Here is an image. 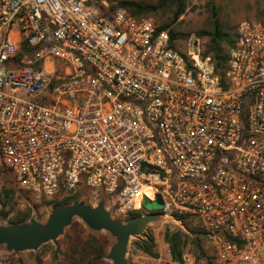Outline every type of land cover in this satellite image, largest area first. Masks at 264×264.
Segmentation results:
<instances>
[{"label":"built area","instance_id":"obj_1","mask_svg":"<svg viewBox=\"0 0 264 264\" xmlns=\"http://www.w3.org/2000/svg\"><path fill=\"white\" fill-rule=\"evenodd\" d=\"M97 2L0 0V169L122 223L161 195L213 264H264V25H239L222 81L199 39Z\"/></svg>","mask_w":264,"mask_h":264},{"label":"rangeland","instance_id":"obj_2","mask_svg":"<svg viewBox=\"0 0 264 264\" xmlns=\"http://www.w3.org/2000/svg\"><path fill=\"white\" fill-rule=\"evenodd\" d=\"M97 8L99 13L112 14L118 8L117 2L111 3L110 0H97ZM154 1V0H149ZM257 2L261 0H190V7L187 13L180 21L183 20V26L185 28L199 26L207 17L211 15L209 8H212V4L220 9L222 18H228L235 21H247V5L256 6ZM154 18V17H153ZM155 19V18H154ZM156 20V19H155ZM168 21V18L163 19ZM226 20V19H225ZM256 22V21H254ZM199 39L202 42L203 49L206 50V46L209 42L207 38H198L196 34H192L190 39ZM12 184L7 182L3 177H0V193L4 188H10ZM84 196V195H83ZM81 197L80 202L83 201L87 205L97 207L98 201L90 196ZM103 202H106L103 200ZM42 200L26 196V199H19L18 195L13 200L8 209L11 210L9 219H13L20 213H24L29 209L32 210V218L46 223L49 215L52 211L51 206H40ZM107 203V202H106ZM144 208L154 213V211H160L165 206V201L161 195L156 197L155 201L144 200ZM113 215V214H112ZM31 218V219H32ZM115 220L116 215H113ZM10 220H0L3 225H9ZM188 227H196L193 223L183 224L179 226L171 222H156L148 227L146 235H153L157 242V251L160 254L159 259L152 258L140 250H138L134 242L138 239H132L128 249V260L130 264H211L213 263V245L212 241L206 237H202L201 246L206 254V259L201 258V254L197 247L194 245V236L186 238V246L184 249V262L177 263L173 260L169 245L164 241V235L166 230L170 231H185ZM146 237V236H145ZM140 239V238H139ZM117 240L110 233L106 231L96 232L87 227L80 219L76 218L71 227L65 230L56 243L46 244V247L41 248L37 252H22L19 254L9 253L4 249H0V264H37L38 258H40L43 264H75L74 257L79 259L81 264H113L111 260L107 259L111 248L116 244ZM74 248H79V253L73 252ZM86 249L87 253L83 252ZM98 249L100 251H98Z\"/></svg>","mask_w":264,"mask_h":264},{"label":"trees","instance_id":"obj_3","mask_svg":"<svg viewBox=\"0 0 264 264\" xmlns=\"http://www.w3.org/2000/svg\"><path fill=\"white\" fill-rule=\"evenodd\" d=\"M245 1L246 0H242ZM111 3L117 2L119 9L129 11L138 19L146 17H154L160 25L161 30H169L172 40H184L192 34H196L198 38H207L209 40L206 50L203 53L204 58H211L215 72L221 77L222 81L227 80L228 60L232 49L235 47L238 38L239 25L244 22L235 21L228 16L224 19L221 17L220 9H217L214 4L209 8L211 15L206 18L199 26L185 28L183 26V16L187 13L190 7V0H110ZM165 18L168 21L163 22ZM246 18L249 22H259L264 25V0L257 2L256 6L247 5ZM0 177H3L12 184L10 188H4L0 193V220H10L11 225L22 224L29 222L32 218V210L29 209L24 213H20L13 219H9L11 210L8 207L18 195L19 199H26L29 194L18 188L16 178L8 169H0ZM82 193H77L66 197L63 200L54 199L52 201H42L40 206L52 208L72 205L76 201H80ZM81 203H85L81 201ZM141 217V213L132 215V219ZM183 224H187L186 222ZM185 231H170L166 230L164 241L169 245L172 258L177 263L184 262V249L186 246V238L194 236L193 242L201 254V258L206 259V254L201 246V239L205 237V233L198 227H188ZM135 247L144 254L159 259L160 254L157 251V242L153 235H146L145 238H140L134 242ZM47 245L42 246L46 247ZM98 251H100L98 249ZM73 252L79 253V248H74ZM87 253L86 249H84ZM75 264H81L79 259L74 257ZM37 264H43L38 258ZM90 264H94L91 262ZM211 264H213L211 262Z\"/></svg>","mask_w":264,"mask_h":264},{"label":"water","instance_id":"obj_4","mask_svg":"<svg viewBox=\"0 0 264 264\" xmlns=\"http://www.w3.org/2000/svg\"><path fill=\"white\" fill-rule=\"evenodd\" d=\"M76 218L91 230L106 231L116 238L117 242L107 256L113 264H130L128 249L131 240L145 238L151 224L165 220L163 215L153 213L122 223L112 217L103 201L97 207L76 201L72 205L52 208L46 223L35 218L22 224L0 223V249L16 254L37 252L46 244L56 243Z\"/></svg>","mask_w":264,"mask_h":264},{"label":"bare ground","instance_id":"obj_5","mask_svg":"<svg viewBox=\"0 0 264 264\" xmlns=\"http://www.w3.org/2000/svg\"><path fill=\"white\" fill-rule=\"evenodd\" d=\"M145 192H151V191H153L152 189H149V190H144Z\"/></svg>","mask_w":264,"mask_h":264},{"label":"clouds","instance_id":"obj_6","mask_svg":"<svg viewBox=\"0 0 264 264\" xmlns=\"http://www.w3.org/2000/svg\"><path fill=\"white\" fill-rule=\"evenodd\" d=\"M139 206V203H137V207Z\"/></svg>","mask_w":264,"mask_h":264},{"label":"crops","instance_id":"obj_7","mask_svg":"<svg viewBox=\"0 0 264 264\" xmlns=\"http://www.w3.org/2000/svg\"><path fill=\"white\" fill-rule=\"evenodd\" d=\"M130 263V262H129Z\"/></svg>","mask_w":264,"mask_h":264}]
</instances>
